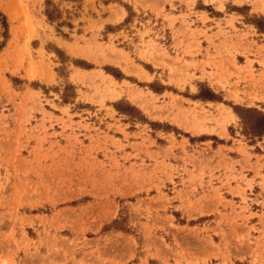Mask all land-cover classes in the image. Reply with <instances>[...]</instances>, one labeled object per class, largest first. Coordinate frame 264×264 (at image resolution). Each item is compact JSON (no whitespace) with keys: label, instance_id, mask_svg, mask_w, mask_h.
I'll list each match as a JSON object with an SVG mask.
<instances>
[{"label":"rangeland","instance_id":"1","mask_svg":"<svg viewBox=\"0 0 264 264\" xmlns=\"http://www.w3.org/2000/svg\"><path fill=\"white\" fill-rule=\"evenodd\" d=\"M2 1L0 264H264V0Z\"/></svg>","mask_w":264,"mask_h":264},{"label":"trees","instance_id":"2","mask_svg":"<svg viewBox=\"0 0 264 264\" xmlns=\"http://www.w3.org/2000/svg\"><path fill=\"white\" fill-rule=\"evenodd\" d=\"M48 20H52L51 17L45 13ZM0 17L2 19L3 24L5 25V17L0 13ZM256 28L259 30V32L264 33V29L258 25L255 24ZM207 91V92H206ZM207 97H203V99L207 100H217L216 96L210 91L206 90ZM241 113H239L240 119L242 120V123L244 125L245 134L250 136L251 138H260L264 136V113L257 111V110H249V109H241ZM254 117V120L250 119L251 117ZM247 119V120H246Z\"/></svg>","mask_w":264,"mask_h":264},{"label":"crops","instance_id":"3","mask_svg":"<svg viewBox=\"0 0 264 264\" xmlns=\"http://www.w3.org/2000/svg\"><path fill=\"white\" fill-rule=\"evenodd\" d=\"M159 0H139L138 2H139V4H140V6H139V8H138V11L140 10V8H142L141 7V5H144V4H146V3H148V4H154V3H156V2H158ZM128 2L131 4V5H133L132 3H134V2H132V0L130 1V0H128ZM113 5H117V6H119V3H118V0H111V1H108L107 3H104V7L105 8H107V7H109V6H113ZM149 11H151V10H149ZM118 12V11H117ZM119 13V12H118ZM114 16V14L112 13V12H108L104 17H102V19H104V20H107V19H109V18H112ZM125 16H126V13H125V11H124V14H122V16H121V20H123L124 18H125ZM121 21H118L117 23H106V25H112V26H117V24H119Z\"/></svg>","mask_w":264,"mask_h":264},{"label":"bare ground","instance_id":"4","mask_svg":"<svg viewBox=\"0 0 264 264\" xmlns=\"http://www.w3.org/2000/svg\"><path fill=\"white\" fill-rule=\"evenodd\" d=\"M0 8H1V10L2 11H4L7 15H8V17H9V19L10 20H12V21H14L17 17L15 16V14L16 13H12L11 12V10H10V8L8 7V5H7V3L5 2V1H2V2H0ZM12 8V7H11ZM1 30V29H0ZM68 48V47H67ZM73 50V49H72ZM75 52V51H74ZM75 56V55H74ZM144 72V71H143ZM142 72V74H145V73H143ZM140 76H141V74H139ZM146 76V75H145ZM142 77V76H141ZM111 82H113V81H111ZM118 98H119V96H118Z\"/></svg>","mask_w":264,"mask_h":264}]
</instances>
